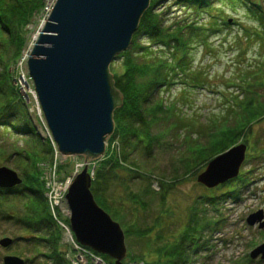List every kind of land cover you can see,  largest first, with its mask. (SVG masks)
Listing matches in <instances>:
<instances>
[{"label":"rangeland","instance_id":"1","mask_svg":"<svg viewBox=\"0 0 264 264\" xmlns=\"http://www.w3.org/2000/svg\"><path fill=\"white\" fill-rule=\"evenodd\" d=\"M46 1L50 2L45 8L46 13L43 16L39 13L26 27V44L19 56H22L29 47L34 46L56 0ZM215 1L212 10H216L212 11V17L214 18L216 14V18H211L210 22L208 21L210 14L204 13L201 17L202 21L207 20L203 23L212 27L209 46L195 42L192 48L193 69L202 72L205 77L204 82L200 86L185 89L182 86L186 84L177 83L160 92L158 97L164 100L166 106H175V110L174 115L159 123L157 128L164 129L165 126L173 124L178 126L167 137L161 139L162 141L160 140L161 145L153 149L152 155L146 158L147 160L145 156L134 154V161L139 165L142 173L147 169L158 167V174L140 180L137 175L130 176L129 171L110 172L108 198L125 200L123 208L130 212L131 221L139 218L136 232L133 234L135 238L130 242L132 235L128 242L126 241L128 256L121 260V264H153L152 260L156 257L155 250L162 246V238H157L161 235L157 229L161 230L164 239L173 238L171 239L173 242L179 243L178 237L181 236L184 228L191 235L192 240L183 245L184 253L178 264H264V260L250 257V252L264 242V228L259 229L257 224L250 226L246 222L250 214L260 209L264 211V116L254 120L244 137L238 141L245 144L247 149L245 160L239 169L240 175L237 177L206 188L197 181V176L204 171L207 160L193 167L187 174H184L185 169L178 162V159L188 156L186 146L194 142L199 134L200 141L204 142L208 139L207 134L220 125L223 116L231 109L238 110L236 103L254 97L255 103L264 104V28L250 11L252 2H257L259 10L264 12V0H247L249 4L241 1L236 3ZM167 6L169 13L167 17L173 15L182 17L186 11L173 2ZM228 19L231 21L229 22ZM258 29L261 31V36L256 34ZM139 41L147 44V39L144 37H139ZM21 60H24V56ZM118 65L114 60L110 65L111 71L119 67ZM33 102L34 99L33 101L29 99V107L33 108ZM30 116L40 137L43 140L47 139L41 121L33 113H30ZM190 122L193 124L192 130L187 126ZM4 133L0 126V167L5 166L23 178L22 169L32 162L29 159L35 151L39 153L41 148L35 143L26 142L25 136L13 133L12 130L6 135ZM186 135L191 138L189 143L185 141ZM113 136L114 131L105 140V153L96 160H88L83 155L64 154L55 146L58 153L55 163L50 160L49 154H40L42 156L39 157L45 156V158L34 161V166L36 165L39 171H53L62 177L65 173L59 169V165H70V175L64 178L69 184L72 183L73 172L85 168L87 161H90L89 163L92 164L88 165L87 173L92 171L94 177L96 163L106 158L108 147L120 146L114 140L110 142ZM51 139L55 141L52 135ZM130 165L132 166V163H126L124 168L130 170ZM153 178L158 182H153L152 186L159 190L151 187ZM161 179L170 184V188L164 193V200L160 191ZM233 181H236L234 187H239L236 193L222 194L234 183ZM22 184L17 187H21ZM148 189L150 192H146ZM129 191L137 193L138 203L128 199ZM211 195L215 198H209ZM59 204L60 207L48 208L52 220L60 229L61 238L58 243L60 249L57 248L59 254L50 258L47 256L50 251L46 253L47 248L43 246L40 234L35 232L34 236H31L33 234L26 232L17 221L11 220L12 218L7 220L0 215V240L6 237L11 239L7 247L0 244V264H4L6 256L21 257L27 261V264H58V262L86 264L83 258L90 260L89 264H103L99 256L98 260L95 258L94 251L86 249L77 252L78 245L72 232L60 224L63 219L62 214L66 216L71 210ZM97 205L104 210L98 203ZM22 209L23 207L18 205L10 215L21 213ZM7 213L9 214V211ZM158 217L161 226L157 228L155 219ZM192 221L195 223L199 221V226L196 224L193 227ZM74 235L76 237L75 232ZM29 237L32 239L31 242L26 241ZM113 261L116 259H104L107 264Z\"/></svg>","mask_w":264,"mask_h":264},{"label":"trees","instance_id":"2","mask_svg":"<svg viewBox=\"0 0 264 264\" xmlns=\"http://www.w3.org/2000/svg\"><path fill=\"white\" fill-rule=\"evenodd\" d=\"M221 1L248 3L247 0ZM44 2L45 0H0V126H3L5 135L7 131L12 130L13 133L25 136L26 142L35 143L41 148L39 153L35 151L29 159L32 162L22 169V186L14 188L9 193L0 190V215L7 220L12 218L11 220L17 221L26 232L33 234L31 236H34L35 232L40 234L41 242L45 249L47 248L46 253L50 251L47 256L54 258L59 254L57 248L60 249L58 244L61 238L60 229L52 220L48 209L41 171L36 165L34 166V161L45 158V156L39 157L42 156L40 154H49L52 160L53 150L49 140H43L38 134L28 108L18 89L13 85L10 70L26 44V27L40 13ZM171 2L186 10L182 17L174 15L167 17L169 14L167 4ZM214 2L216 1L151 0L150 7L142 15L138 29L133 35L131 46L116 57L119 67L111 72L114 86L123 100L122 105L116 108L113 114L115 130L110 142L117 140L120 146L119 148L108 147L106 158L96 163L91 191L97 203L121 224L127 242L136 232L139 218L131 221L130 212L123 208L125 200L108 198L110 172L112 170L129 171L130 176L137 175L141 178L140 180L149 179L150 176L158 174V167L147 169L145 173H142L139 165L134 161V154L145 156V159L150 158L153 149L160 146L161 141L178 126L173 124L165 126L164 129L157 128L159 123L174 115L175 110V106H166L163 103L164 100L158 97L160 92L177 83L186 84L182 86L185 89L200 86L204 82L205 77L202 72L193 69L192 48L195 42L209 46L208 40L212 34V27L203 23L207 20L202 21L201 17L207 13L210 14L208 21L211 22V18H216V14L214 18L212 17V11L216 10H212ZM250 11L264 28V12L259 10L257 2H252ZM256 34L262 35L260 29ZM139 37L146 38L147 44L141 43ZM255 101L254 97H250L236 103L238 110L231 109L223 116L219 122L220 125L207 134L208 139L204 142L200 141L199 134L194 142L189 143L191 138L186 135L185 141L189 143L186 146L188 156L178 159L185 169L184 174L222 153L244 137L249 125L264 116V104L255 103ZM187 126L192 130L191 122L187 123ZM126 163H132L130 170L124 168ZM59 169L68 174L70 165L61 164ZM235 182L222 194L236 193L239 187H234ZM159 183L161 197L164 200V193L170 188V184L163 179ZM146 192H150V189ZM127 195L129 200L138 203V195L135 191H129ZM209 198H215V196L211 195ZM18 205L23 207L21 213L10 215ZM155 222L157 228L160 227V217L156 218ZM196 224L199 226L198 222H194L193 227ZM157 230L161 234L157 238H162V246L155 250L156 257L151 262L153 264L181 262V256L184 253L183 245L192 240L191 235L185 231L181 236L179 235V243H176L171 240L173 238L164 239L161 230ZM141 231L143 232L142 229ZM133 238H135L134 235L130 242ZM31 240V237L26 238V241L31 242ZM191 244L195 243L191 242ZM58 264L63 263L58 262ZM110 264L113 263L110 262Z\"/></svg>","mask_w":264,"mask_h":264},{"label":"water","instance_id":"3","mask_svg":"<svg viewBox=\"0 0 264 264\" xmlns=\"http://www.w3.org/2000/svg\"><path fill=\"white\" fill-rule=\"evenodd\" d=\"M151 0H56L27 62L44 119L57 147L67 155L96 160L114 131V111L122 95L114 86L110 65L132 43ZM246 145L240 143L211 159L197 180L211 188L237 177ZM22 182L17 173L0 167V187ZM87 167L76 176L66 195L71 228L81 244L115 258L127 255L125 235L117 221L100 208L90 190ZM264 212L250 214L248 225L264 227ZM10 238L0 244L7 247ZM252 259L264 260V242ZM4 264H25L6 256Z\"/></svg>","mask_w":264,"mask_h":264}]
</instances>
